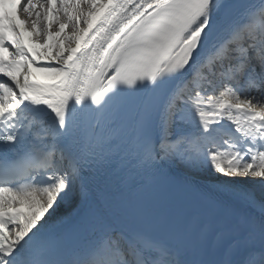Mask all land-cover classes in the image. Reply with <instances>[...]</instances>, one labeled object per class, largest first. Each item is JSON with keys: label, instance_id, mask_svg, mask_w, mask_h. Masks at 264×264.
<instances>
[{"label": "snow or ice", "instance_id": "6c2138e0", "mask_svg": "<svg viewBox=\"0 0 264 264\" xmlns=\"http://www.w3.org/2000/svg\"><path fill=\"white\" fill-rule=\"evenodd\" d=\"M0 264H264V0H0Z\"/></svg>", "mask_w": 264, "mask_h": 264}, {"label": "bare ground", "instance_id": "6f19581e", "mask_svg": "<svg viewBox=\"0 0 264 264\" xmlns=\"http://www.w3.org/2000/svg\"><path fill=\"white\" fill-rule=\"evenodd\" d=\"M22 18H23V16H22Z\"/></svg>", "mask_w": 264, "mask_h": 264}]
</instances>
